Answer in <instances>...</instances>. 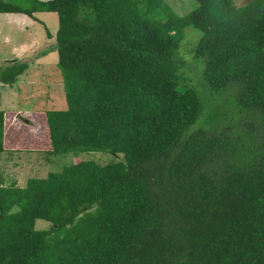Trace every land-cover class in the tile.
Instances as JSON below:
<instances>
[{"label": "trees", "instance_id": "16d2710c", "mask_svg": "<svg viewBox=\"0 0 264 264\" xmlns=\"http://www.w3.org/2000/svg\"><path fill=\"white\" fill-rule=\"evenodd\" d=\"M197 2L180 15L166 0H0V13L59 18L43 55L58 54L67 108L45 113L43 136L16 124V150L118 157L25 187L0 179V264H264V0ZM189 26L208 88L234 83L250 112L237 135L190 130L202 103L174 59ZM28 67L9 62L0 81ZM7 125L0 109V153Z\"/></svg>", "mask_w": 264, "mask_h": 264}, {"label": "rangeland", "instance_id": "374dc122", "mask_svg": "<svg viewBox=\"0 0 264 264\" xmlns=\"http://www.w3.org/2000/svg\"><path fill=\"white\" fill-rule=\"evenodd\" d=\"M17 2L20 0H8ZM180 15H186L198 6L197 0H166ZM251 0H236L244 5ZM36 19L18 13H0V75L2 69L12 61H27L29 67L13 84L0 81V109L5 110L7 119V144L9 151L0 153V179L5 185L25 187L31 177H46L50 172L61 171L65 166L82 159L94 160L99 164L113 162L118 157L110 151H72L52 154L45 152H22L16 150V124L22 131L43 136L45 113L52 109H66L67 101L62 69L58 54L49 51L55 44L59 27L57 13H36ZM49 33L53 36L50 37ZM202 31L193 26L184 29L183 39L174 53L178 64L177 81L180 87L190 86L198 93L202 103V114L190 130L198 127L210 132L223 129L237 135L245 129V122L252 120L250 112L244 111L234 102L236 86L231 83L225 91L214 92L205 83L202 75L205 60L195 55L196 45ZM228 86V87H229ZM233 86V87H231ZM25 140L23 145H27ZM50 222L37 219V228H48Z\"/></svg>", "mask_w": 264, "mask_h": 264}]
</instances>
